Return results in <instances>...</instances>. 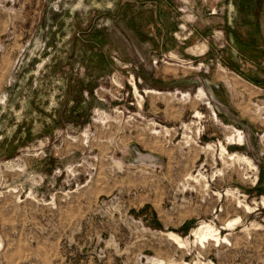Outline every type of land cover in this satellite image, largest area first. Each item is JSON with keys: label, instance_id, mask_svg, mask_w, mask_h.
Here are the masks:
<instances>
[{"label": "rangeland", "instance_id": "obj_1", "mask_svg": "<svg viewBox=\"0 0 264 264\" xmlns=\"http://www.w3.org/2000/svg\"><path fill=\"white\" fill-rule=\"evenodd\" d=\"M260 176L264 0H0V264H264Z\"/></svg>", "mask_w": 264, "mask_h": 264}, {"label": "trees", "instance_id": "obj_2", "mask_svg": "<svg viewBox=\"0 0 264 264\" xmlns=\"http://www.w3.org/2000/svg\"><path fill=\"white\" fill-rule=\"evenodd\" d=\"M257 185H258V186H256V187H257V190H258L257 193H258V194H264V188H262V186H264V185H263V177H262V176H260Z\"/></svg>", "mask_w": 264, "mask_h": 264}]
</instances>
